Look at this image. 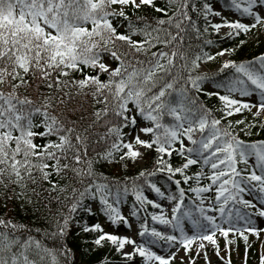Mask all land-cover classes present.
<instances>
[{
    "label": "snow or ice",
    "instance_id": "obj_1",
    "mask_svg": "<svg viewBox=\"0 0 264 264\" xmlns=\"http://www.w3.org/2000/svg\"><path fill=\"white\" fill-rule=\"evenodd\" d=\"M261 31L264 0H0V264H84L74 233L95 264H232L241 239L248 264Z\"/></svg>",
    "mask_w": 264,
    "mask_h": 264
},
{
    "label": "rangeland",
    "instance_id": "obj_2",
    "mask_svg": "<svg viewBox=\"0 0 264 264\" xmlns=\"http://www.w3.org/2000/svg\"><path fill=\"white\" fill-rule=\"evenodd\" d=\"M249 42L253 44L251 47H255V45L258 42H264V31H261L259 34L254 32L253 35L250 37ZM220 62L221 61L219 59L213 62H208V64L204 66L201 70L213 72L219 67ZM262 119H264V117H262ZM139 166L140 165H137L136 167ZM258 223H260L261 227H264V223H261L260 221H258ZM219 243L221 245V248H223L224 246L223 237H219ZM231 247L233 249L231 253L232 264H244L245 242L242 239L238 240ZM262 248H264V234H262L259 238L249 235L248 255H247L248 264H257V258ZM208 253H209V258L211 260V264H223V262L220 261L219 258L215 256L214 250L212 248L208 249ZM223 254L224 253L222 252V255ZM179 255L180 256L185 255L182 249L179 252ZM193 255H195V253H193ZM176 264H180V262L177 261ZM195 264H207L202 254L196 259Z\"/></svg>",
    "mask_w": 264,
    "mask_h": 264
},
{
    "label": "trees",
    "instance_id": "obj_3",
    "mask_svg": "<svg viewBox=\"0 0 264 264\" xmlns=\"http://www.w3.org/2000/svg\"><path fill=\"white\" fill-rule=\"evenodd\" d=\"M224 0H219L220 4H223ZM250 39V38H249ZM253 44L248 42L247 46L244 48L243 52L240 54L241 58H250L254 54H259V52L264 51V42H258L255 47H251ZM223 46L228 47L231 46L230 40H225ZM217 48L220 47V45L216 46ZM210 106H213L217 103L215 99L209 102ZM249 119H251V116L249 115ZM255 138V137H253ZM264 138V137H261ZM108 171V170H106ZM111 171H115V169H112ZM123 171V170H121ZM129 174H134V169L129 170ZM130 204V201H129ZM14 211L16 212L17 216L21 219L25 220H34L35 217L31 213V211H25L23 208H15ZM87 219V217L85 218ZM71 244L80 245L78 250V260L81 262H84V264H95V258L91 253L86 252V248L83 244V240L77 238V234L74 233L72 238L70 239Z\"/></svg>",
    "mask_w": 264,
    "mask_h": 264
}]
</instances>
